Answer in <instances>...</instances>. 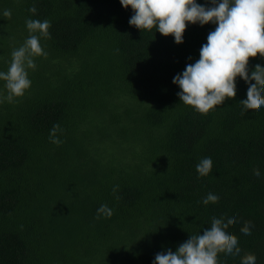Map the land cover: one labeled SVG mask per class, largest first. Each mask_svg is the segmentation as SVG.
Returning a JSON list of instances; mask_svg holds the SVG:
<instances>
[{
  "label": "trees",
  "instance_id": "16d2710c",
  "mask_svg": "<svg viewBox=\"0 0 264 264\" xmlns=\"http://www.w3.org/2000/svg\"><path fill=\"white\" fill-rule=\"evenodd\" d=\"M132 14L120 0H0V71L28 37L27 18L51 21L31 87L0 103V264H152L229 212L241 252L218 248L217 259L254 253L264 264V108L242 109L239 74L235 95L207 114L179 101L173 77L215 25L186 22L175 43L130 25ZM257 59L264 53L250 52L247 67ZM203 157L207 176L196 171ZM210 190L219 194L205 205ZM101 204L111 217L96 218Z\"/></svg>",
  "mask_w": 264,
  "mask_h": 264
},
{
  "label": "clouds",
  "instance_id": "9594fccd",
  "mask_svg": "<svg viewBox=\"0 0 264 264\" xmlns=\"http://www.w3.org/2000/svg\"><path fill=\"white\" fill-rule=\"evenodd\" d=\"M120 4L133 10L128 21L130 25L141 30L155 28L165 36L171 34L175 43L183 42L186 22L215 25L199 50V58L187 63L184 70L173 77L172 82L180 89L177 92L179 101L207 114L235 95V80L239 74L247 81L240 97L242 109L245 105H254L257 111L264 108V62L257 59L254 66L247 67L250 52L264 53V0H206L204 4L197 0H120ZM28 11L35 13L37 9L33 5ZM3 16L10 17L11 11L5 9ZM25 26L28 37L12 51L8 70L0 71V80L5 82L8 90L6 96H0V103L5 100L12 103L15 97H22L31 87L27 70L36 67L33 57L47 56L40 41L50 37L51 21L27 18ZM57 131L62 129L59 124H54L49 139L59 144ZM212 169L211 157H203L196 164L199 176L209 175ZM253 174L259 178V168H254ZM118 187H113V193ZM218 194L216 190H210L201 203L208 204ZM112 214L113 209L101 204L96 218L111 217ZM236 218L235 212H229L227 216L213 213L210 222L198 234L190 235L175 251L157 252L152 264H225L223 258L217 259L218 248H223L226 256H237L241 252L238 237L225 227ZM250 224V221L245 222L240 231L250 235ZM240 264H256L255 254H245Z\"/></svg>",
  "mask_w": 264,
  "mask_h": 264
}]
</instances>
